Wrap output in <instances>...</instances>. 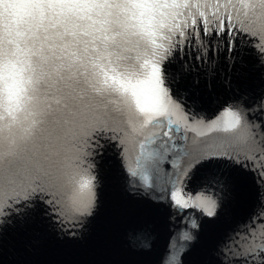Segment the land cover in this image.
<instances>
[{"label": "snow or ice", "instance_id": "obj_1", "mask_svg": "<svg viewBox=\"0 0 264 264\" xmlns=\"http://www.w3.org/2000/svg\"><path fill=\"white\" fill-rule=\"evenodd\" d=\"M238 46L264 64V0H0V243L37 214L75 237L111 153L139 179L131 190L158 189L180 219L216 217L230 173L251 175L262 202L224 238L219 264H264V94L209 114L178 87L195 69L182 53L207 63ZM134 239L150 247L147 231Z\"/></svg>", "mask_w": 264, "mask_h": 264}, {"label": "bare ground", "instance_id": "obj_2", "mask_svg": "<svg viewBox=\"0 0 264 264\" xmlns=\"http://www.w3.org/2000/svg\"><path fill=\"white\" fill-rule=\"evenodd\" d=\"M247 65H249L250 63H252V59H250V57H247ZM249 68L252 67H244L245 70H248ZM254 69V68H253ZM255 73L258 71V69H254ZM252 77V75H251ZM216 78V76L214 75L210 80H214ZM198 84L204 86L205 82L204 79L201 80H197ZM212 82L211 85L209 86V89H206L205 87H202L205 89L204 93H207L208 95L213 94V88H212ZM113 164H110L107 166V171H105L106 173L109 172V181H111L114 185H115V178H116V171H114L113 169ZM111 174V175H110ZM116 174V175H115ZM230 175L232 176L233 180H232V184H233V188L230 191L231 192V199L233 201L236 200L235 197V192L233 191L234 188L236 187L238 189L239 183L241 184V180H240V176H238L237 171H232L230 173ZM117 184V182H116ZM114 185H107V183L105 184V186H103L102 191H101V197L99 198V208L97 211V217L93 219V221H91L90 224V229L88 230L87 234H86V238L85 239H90L89 241L91 242V240H93V238H98L100 235L101 230L104 229L105 225L107 226H111L112 231L115 229V227H117V225H119L118 229H116L115 231V237L114 239H112V244H108L109 246H111L112 249V253H111V257L115 258L117 261L115 262V264H118V260L119 262L121 261H125L127 258L125 257V253H123V249L120 247L119 249V245L120 244V238H122V235H120V232L122 231V228L126 227L127 225H130L131 223H134V220H139V217L141 216L138 215L137 213H134L130 210H125L124 208H122V206H120L117 202L118 197L116 196V191H115V187ZM242 186V184H241ZM244 187V186H243ZM245 189V187H244ZM249 190V188H248ZM247 190V192H248ZM242 191V190H241ZM246 192V191H245ZM235 199V200H234ZM137 209H140L141 207H136ZM141 210V209H140ZM139 211V210H138ZM158 215H148L149 217H145L142 216L143 219L145 218V221L148 222H152L154 223L155 226H153L156 230V237L154 238V240L152 241V249L154 248V253L156 255H159L160 251H161V227L162 226V215L163 212L161 211H157ZM159 217V218H158ZM119 220V222H118ZM37 228V227H36ZM16 232L13 233V235L11 237H9V239L6 240V243L4 244V247L1 248L0 250V264H35V261L32 260L31 257H37L44 249H42L41 251H37V252H29V250H25L24 249V240H21L20 235L19 234H15ZM209 235H211V239L212 236L214 237L215 235L213 234V232H208L206 231V229H204V232L199 234L198 237V243L197 245H195L190 252H188V256H187V261L186 264H197V259L200 256V253H202V249L196 254L195 249L200 248V247H207L208 245H210L211 241L209 242ZM208 238V240H207ZM213 241V239H212ZM209 242V243H208ZM214 242V241H213ZM90 244V243H89ZM87 244V245H89ZM60 246L57 247V251H59ZM118 249L120 251H118ZM66 251V250H65ZM65 251H62V253H65ZM45 252V253H44ZM41 254V258L44 260L49 261V259H52V255H54V253L56 252L55 249H51V246L49 248H47L46 251H44ZM122 252V253H121ZM83 254V253H82ZM80 254V255H82ZM30 257H28V256ZM31 258V259H30ZM21 261V262H20ZM5 262V263H3ZM44 263V262H43ZM42 263V264H43ZM52 262H48L45 264H51ZM123 264H133L131 262H123ZM136 264H145L144 261H137ZM147 264H156L155 261H148Z\"/></svg>", "mask_w": 264, "mask_h": 264}, {"label": "rangeland", "instance_id": "obj_3", "mask_svg": "<svg viewBox=\"0 0 264 264\" xmlns=\"http://www.w3.org/2000/svg\"><path fill=\"white\" fill-rule=\"evenodd\" d=\"M243 183H244V186H245V190H244V191H246V193H244L243 190H242V191H241V190L238 191V193L240 194L239 197H241V198H240V201H241L243 198H244V199L247 198V190H248V186L245 185V181H243ZM243 183H242V184H243ZM235 193H236V191H235ZM236 194H237V193H236ZM237 197H238V196H237ZM239 197H238V199H239ZM240 201H239V202H240ZM130 208H131V209H134V211L136 210L135 212L139 213V215H140V214H141L142 216L145 215V217H149L148 215H156V213H157V212H155V210H151V209H147V208H143V209L140 208L141 210H140V209H137L135 206H134V207L130 206ZM138 210H139V211H138ZM140 217H141V216H140ZM142 218H143V217H142ZM134 221H135V222H134V223H131L129 227H133V226H135V225L141 224L142 222L145 221V218H144V219H140V218H139V220H137V221L134 220ZM145 222H146V221H145ZM127 226H128V225H127ZM164 226H165V222L163 221V224H162L161 228L164 229ZM124 228H125V227H124ZM126 228H128V227H126ZM116 229H118V228H116ZM123 230H124V229L122 228V231H121V232H123ZM121 232H120V234H121ZM154 258H155V257H153V256H151V257L149 256V258L147 259V263H148V261H152V260H154Z\"/></svg>", "mask_w": 264, "mask_h": 264}, {"label": "water", "instance_id": "obj_4", "mask_svg": "<svg viewBox=\"0 0 264 264\" xmlns=\"http://www.w3.org/2000/svg\"><path fill=\"white\" fill-rule=\"evenodd\" d=\"M51 264H111L106 262L104 259L103 261H100L99 259H95L93 257L92 259H73V260H68V259H60L55 262H52Z\"/></svg>", "mask_w": 264, "mask_h": 264}]
</instances>
